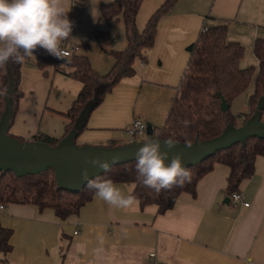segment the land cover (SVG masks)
I'll use <instances>...</instances> for the list:
<instances>
[{"label": "crops", "instance_id": "crops-1", "mask_svg": "<svg viewBox=\"0 0 264 264\" xmlns=\"http://www.w3.org/2000/svg\"><path fill=\"white\" fill-rule=\"evenodd\" d=\"M113 1L68 0L65 5L72 7L68 19L77 40H66L61 47L87 55L101 75L114 67L111 52L127 46L123 22L110 27L101 18V5ZM164 1H142L136 19L140 32ZM216 25H226L228 41L245 47L240 66L258 68L254 45L264 38V0H179L160 20L155 43L143 61H136L135 75L106 93L76 143L134 142L126 130L136 118L147 128L163 127L191 57L189 46L204 29ZM49 55L43 48L34 52L35 59ZM35 59L29 58L30 64L21 70L24 98L9 133L27 141L38 136L60 139L70 121L64 113L82 83L69 76V62L40 69L33 65ZM253 92L254 84L243 93L240 125ZM229 173L227 166L216 164L199 181L195 197L181 194L165 213H159L157 205L142 208L139 202L117 208L96 195L66 220L33 204L4 205L0 223L12 231L11 251L0 255V264H147L151 253L162 264H264V157L257 158L254 175L240 186L249 207L231 201ZM117 185L132 195L134 184Z\"/></svg>", "mask_w": 264, "mask_h": 264}, {"label": "trees", "instance_id": "trees-1", "mask_svg": "<svg viewBox=\"0 0 264 264\" xmlns=\"http://www.w3.org/2000/svg\"><path fill=\"white\" fill-rule=\"evenodd\" d=\"M142 1L115 0L101 5V18L105 19L110 27L123 22L127 46L122 51L111 52L115 64L106 75L99 74L92 67L87 55H72L69 61L72 71L69 76L79 80L82 89L69 110L64 113L70 121L60 139L38 136L34 137L36 140H45L48 144L56 146L73 130L81 112L95 97L98 87L103 86L104 91L94 109L100 105L106 93L118 83L135 75V63L137 60L143 61L146 50L153 47L160 20L179 0H165L150 17L145 29L140 32L136 19ZM227 35L226 25L210 26L202 31L194 44L189 46L191 57L188 66L164 126L153 129L155 136L164 140L172 138L189 144L220 136L230 123L239 126L241 115L232 113L231 104L252 84H254V92L247 101V112L241 125L253 117L259 100L264 96V38L256 40L254 45V54L259 61L258 68L254 66L242 68L240 65L245 56V47L238 42L228 41ZM59 61L60 59L49 55L36 58L33 65L45 69L50 65L57 67ZM29 64V57H26L23 62L9 61L5 66L0 67V117L6 108L5 94L9 86L8 66L15 84L11 94L14 118L24 98L20 86L21 70ZM223 101L229 106L226 112L222 110ZM134 141H139L138 137L134 138ZM260 156L264 157V139L249 138L244 147L240 143L235 144L217 152L199 165L189 167L191 171L189 183L183 187H175L171 191H161L159 194L145 187L142 178H138L136 161L114 166L101 177L111 179L115 184H134L132 195L137 197L142 208L157 205L159 213H165L174 208L181 194L189 193L195 197L199 181L210 173L216 164H223L230 169L227 192L230 195L240 192L241 184L254 175L256 160ZM94 196V190L89 189L87 185L80 192L59 189L53 169L24 177H18L13 172H0V204L2 205L33 204L40 211L51 209L58 218L66 220L78 214ZM11 236L12 231L4 228L0 223V255L11 251Z\"/></svg>", "mask_w": 264, "mask_h": 264}, {"label": "water", "instance_id": "water-1", "mask_svg": "<svg viewBox=\"0 0 264 264\" xmlns=\"http://www.w3.org/2000/svg\"><path fill=\"white\" fill-rule=\"evenodd\" d=\"M9 86L5 94L6 108L0 117V172H13L18 177L35 175L53 169L56 174L58 188L72 192H80L86 186L81 173L87 168L89 178L102 176L107 172L94 168L86 161L99 158L107 160L113 168L136 161L135 153L142 147L147 138L151 137L161 142V151H168L164 145V139L153 134V128L148 127L147 138L134 141L125 145L117 146H93L78 145L76 140L80 132L85 128L90 114L100 100L104 87L96 89L95 97L85 106L77 119L73 130L63 137L56 146L48 144L45 140L27 141L10 135L11 121L13 118V99L11 94L14 90V79L8 66ZM224 112L229 110L226 102L222 103ZM264 96L259 100L257 110L244 125L236 126L228 124L225 131L218 137L189 143L178 142L176 147L169 152L166 164L171 163V157L176 154L183 156L187 168L199 165L212 155L226 150L240 143L244 147L247 140L252 137L264 139ZM115 161L113 164L112 162ZM110 168V169H111Z\"/></svg>", "mask_w": 264, "mask_h": 264}, {"label": "clouds", "instance_id": "clouds-1", "mask_svg": "<svg viewBox=\"0 0 264 264\" xmlns=\"http://www.w3.org/2000/svg\"><path fill=\"white\" fill-rule=\"evenodd\" d=\"M66 3L68 0H0V67L9 61L23 62L26 57L35 59L37 48H43L68 63L69 52L61 45L66 40L77 39L71 36L73 23L68 19V13L72 7L66 8ZM136 127L142 129L140 124ZM163 143L168 151H161V142L149 137L135 153L138 178H142L143 185L157 194L183 187L191 181V171L185 166L181 154L172 156L170 165L166 164L169 152L178 142L169 138ZM187 146L191 147L190 144ZM86 163L103 172L112 166L99 158ZM81 176L87 187L110 206L128 208L139 202L136 196L126 194L111 179L89 178L87 168Z\"/></svg>", "mask_w": 264, "mask_h": 264}, {"label": "built area", "instance_id": "built-area-1", "mask_svg": "<svg viewBox=\"0 0 264 264\" xmlns=\"http://www.w3.org/2000/svg\"><path fill=\"white\" fill-rule=\"evenodd\" d=\"M73 1L75 3H78L80 0H73ZM65 50H67V49H65ZM67 51L69 52V57H72V55H73L72 52L69 50H67ZM137 124L142 125V129L137 128L136 127ZM147 129L148 128H147L146 124L143 122V120H141L140 118H136L132 122L131 126L127 128L126 133L134 139L136 137L147 135ZM141 131H143V134H141ZM230 199L233 203H242L245 207L250 206V203L245 200V197L241 192H235V193L231 194ZM3 208H4V205L0 204V210ZM155 256H156L155 253H151L149 256V260H148L147 264H162V263H160L154 259Z\"/></svg>", "mask_w": 264, "mask_h": 264}, {"label": "rangeland", "instance_id": "rangeland-1", "mask_svg": "<svg viewBox=\"0 0 264 264\" xmlns=\"http://www.w3.org/2000/svg\"><path fill=\"white\" fill-rule=\"evenodd\" d=\"M79 50V49H78ZM251 66H254V65H251ZM250 67V66H249ZM255 67V66H254ZM256 68V67H255ZM244 97H245V94L243 95H240L238 98H236L235 100H234V102H233V105H232V111L235 113V114H240L241 113V111H242V101H244L245 99H244ZM262 120L264 121V116H262ZM146 138V135L145 136H140V137H138V140H141V139H145ZM119 144H122V145H125V144H128V142L126 141V139H124V140H121L120 142H119ZM105 145H107V144H105ZM96 146H102V145H96ZM104 146V145H103Z\"/></svg>", "mask_w": 264, "mask_h": 264}]
</instances>
